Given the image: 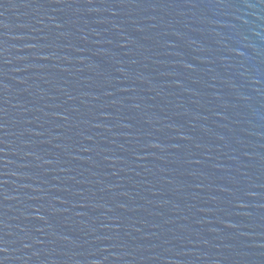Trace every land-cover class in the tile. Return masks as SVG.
Listing matches in <instances>:
<instances>
[{"label":"water","instance_id":"obj_1","mask_svg":"<svg viewBox=\"0 0 264 264\" xmlns=\"http://www.w3.org/2000/svg\"><path fill=\"white\" fill-rule=\"evenodd\" d=\"M0 264H264V0H0Z\"/></svg>","mask_w":264,"mask_h":264}]
</instances>
